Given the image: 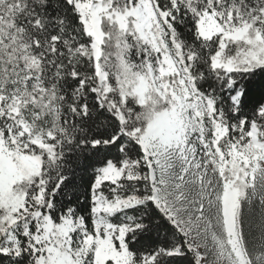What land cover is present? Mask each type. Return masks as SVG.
I'll list each match as a JSON object with an SVG mask.
<instances>
[{"label":"snow or ice","instance_id":"obj_1","mask_svg":"<svg viewBox=\"0 0 264 264\" xmlns=\"http://www.w3.org/2000/svg\"><path fill=\"white\" fill-rule=\"evenodd\" d=\"M0 264H264V0H0Z\"/></svg>","mask_w":264,"mask_h":264}]
</instances>
